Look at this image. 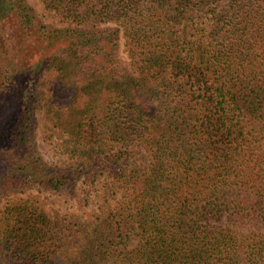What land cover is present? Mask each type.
Here are the masks:
<instances>
[{"label": "trees", "instance_id": "trees-1", "mask_svg": "<svg viewBox=\"0 0 264 264\" xmlns=\"http://www.w3.org/2000/svg\"><path fill=\"white\" fill-rule=\"evenodd\" d=\"M37 1L0 0V264H264V0Z\"/></svg>", "mask_w": 264, "mask_h": 264}, {"label": "rangeland", "instance_id": "rangeland-1", "mask_svg": "<svg viewBox=\"0 0 264 264\" xmlns=\"http://www.w3.org/2000/svg\"><path fill=\"white\" fill-rule=\"evenodd\" d=\"M29 3L33 6L36 11H40V5L37 0H28ZM58 54L63 56L64 53L59 50ZM120 55L122 58L126 59L124 51L120 48ZM34 142L37 146V149L41 155V158L50 165L62 166V165H73L77 164V161L73 156L69 155L66 151L67 149L65 139L63 134L56 128L47 119L46 115L43 113L41 108L36 109L35 115V128H34ZM30 193H33L29 191ZM23 196L22 194L16 195H6L0 198V218L2 215V210L6 201L12 200L15 197ZM44 198L45 196L42 195ZM46 204L48 208L60 209L62 210L67 206V203L64 204V199L56 198L50 196L46 199ZM63 203V204H62ZM134 241L130 240V245H133Z\"/></svg>", "mask_w": 264, "mask_h": 264}]
</instances>
